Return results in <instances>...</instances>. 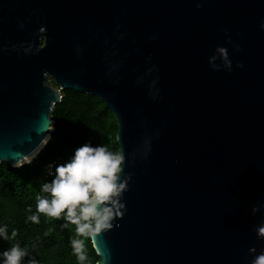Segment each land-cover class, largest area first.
I'll return each instance as SVG.
<instances>
[{"label":"water","instance_id":"1","mask_svg":"<svg viewBox=\"0 0 264 264\" xmlns=\"http://www.w3.org/2000/svg\"><path fill=\"white\" fill-rule=\"evenodd\" d=\"M65 89L117 123L95 264H264V0H0V163Z\"/></svg>","mask_w":264,"mask_h":264},{"label":"trees","instance_id":"2","mask_svg":"<svg viewBox=\"0 0 264 264\" xmlns=\"http://www.w3.org/2000/svg\"><path fill=\"white\" fill-rule=\"evenodd\" d=\"M35 159L0 163V264H95L89 199L120 167L117 123L97 96L65 89ZM55 162L53 174L46 165Z\"/></svg>","mask_w":264,"mask_h":264},{"label":"built area","instance_id":"3","mask_svg":"<svg viewBox=\"0 0 264 264\" xmlns=\"http://www.w3.org/2000/svg\"><path fill=\"white\" fill-rule=\"evenodd\" d=\"M54 163L55 162H51V163H48L47 165H46V172L48 173V174H53V166H54Z\"/></svg>","mask_w":264,"mask_h":264},{"label":"bare ground","instance_id":"4","mask_svg":"<svg viewBox=\"0 0 264 264\" xmlns=\"http://www.w3.org/2000/svg\"><path fill=\"white\" fill-rule=\"evenodd\" d=\"M35 154V152H33L30 156H28L25 160L23 161H29L30 159H32L33 155ZM22 162V161H21ZM20 163V162H19ZM17 163V164H19Z\"/></svg>","mask_w":264,"mask_h":264},{"label":"rangeland","instance_id":"5","mask_svg":"<svg viewBox=\"0 0 264 264\" xmlns=\"http://www.w3.org/2000/svg\"><path fill=\"white\" fill-rule=\"evenodd\" d=\"M54 86H56V85H54Z\"/></svg>","mask_w":264,"mask_h":264}]
</instances>
